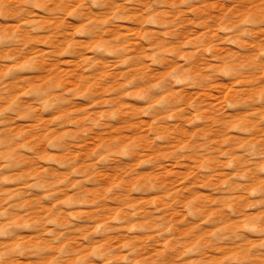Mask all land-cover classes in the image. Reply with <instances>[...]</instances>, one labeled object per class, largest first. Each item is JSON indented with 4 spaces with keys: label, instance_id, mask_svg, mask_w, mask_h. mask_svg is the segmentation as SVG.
Returning a JSON list of instances; mask_svg holds the SVG:
<instances>
[{
    "label": "rangeland",
    "instance_id": "rangeland-1",
    "mask_svg": "<svg viewBox=\"0 0 264 264\" xmlns=\"http://www.w3.org/2000/svg\"><path fill=\"white\" fill-rule=\"evenodd\" d=\"M23 7L0 4V78L8 89H0V110L8 109L0 116V202L21 204L16 214L37 222L20 230L17 242L34 254L17 264H101L93 253L108 248L111 264H264V250L257 251L264 246V71L246 70L231 83L207 75L217 66L231 71L230 58L253 61L264 51V33L237 40L224 20L234 9L219 0H160L154 15L143 0L67 12L57 0L49 16ZM97 20L107 22L103 40L128 53L93 52L100 38L78 34ZM153 44L179 56L155 58L167 72L150 62L134 71L159 79L183 65L196 76L173 92L179 111L162 122L125 103L128 94L114 99L125 56L147 58ZM50 83L69 104L50 108L52 116L32 103ZM115 143L121 147L111 151ZM126 152L134 162H120ZM161 216L171 224L162 236Z\"/></svg>",
    "mask_w": 264,
    "mask_h": 264
},
{
    "label": "clouds",
    "instance_id": "clouds-1",
    "mask_svg": "<svg viewBox=\"0 0 264 264\" xmlns=\"http://www.w3.org/2000/svg\"><path fill=\"white\" fill-rule=\"evenodd\" d=\"M57 0H20V3L24 6L22 11H26L27 15H33L32 10H36L41 15L49 16L54 14V9L49 7L50 4L56 3ZM160 0H143L144 12L148 15L155 14V7ZM183 2V0H181ZM226 7L234 9L231 14H226L224 20L226 23L231 24V34L237 40L244 42L250 39H258L259 35L264 33V0H219ZM3 0H0V4ZM59 5L62 6L64 12H67L74 5H79L81 9H97L101 10L102 5L110 3V0H58ZM125 3L130 7H135V0H125ZM118 18V17H117ZM75 19V18H74ZM77 23H83V19H76ZM35 24V21L32 22ZM105 21L97 20L95 22H89L84 25L79 36L87 38L100 39L97 45L93 47V52L103 51L106 48H113L115 51L122 53H128L129 49L126 45L117 46L116 40H103V32L105 28ZM37 28L33 27L32 31H36ZM264 46V45H262ZM246 51L245 49H240ZM110 58L115 59V57ZM179 56V50L175 55H170L164 51V48L159 44L152 45L151 56L145 58V56H133L126 55L124 64L121 66L122 70L125 71V76L122 82L118 85L116 91V97L125 96V103H131L136 107L143 108L144 111L140 115L145 118L151 119L156 117L158 122L165 120H171L174 118L175 112L179 111V99L173 96L174 91H178L182 88L188 87V81L195 79L196 76L188 75V69L184 68L183 65L177 68L176 72H169L167 75L159 79H153L147 71H134L137 64H143L150 62L154 71H165L169 65L165 63H157L156 57L163 59H170L176 61ZM231 59V71H225L223 68L217 66L211 69L208 76H219L222 77L225 82L231 83L234 79L240 78V76L246 71L251 69L256 73L264 71V51L258 52L255 59L249 63H241L237 59ZM187 59L184 60V64H187ZM178 76H184V80H178ZM3 79L0 78V89L7 92V86L3 84ZM199 79H205L204 74L199 75ZM56 89L55 84H48L42 88L41 94L35 97L32 103H35L38 108H42L44 113L48 116L55 114L53 111H49L50 108H56V110H63L69 106L68 103L64 102L65 93L63 90L59 91V94L54 93ZM4 97L0 95V99ZM68 100H72V96L68 95ZM95 99V97H93ZM264 100V95L258 98ZM92 101L89 99L79 98L76 100L78 104H89ZM247 103V101H244ZM47 105V107H45ZM117 105H112L114 111ZM231 107V105H230ZM8 109L0 110V116L4 114V111ZM112 121H115L113 116ZM2 123V121H0ZM195 123V121H193ZM159 139V137H156ZM129 146L133 151L138 150L140 145L136 141L129 140ZM121 147L120 143H115L111 146V151H118ZM135 156L131 152H126L121 156L123 163L134 162ZM110 159H112L110 157ZM105 167H113L115 163H109L108 160L101 162ZM48 175V174H45ZM132 176L128 177L131 182ZM58 181H52L50 187H55ZM54 193H50L53 195ZM5 205H7L5 207ZM22 205L19 203H9L7 200L0 202V264H17L21 257L27 255H33L31 248L27 246L22 240L17 242L20 237V230L34 227L36 221L32 220L31 217L21 216L16 214V210L21 208ZM11 210V211H10ZM31 221V222H30ZM47 223V221H44ZM157 227L160 231L157 235H163L164 232L171 230V224L164 216L159 218ZM107 230V229H105ZM216 237V233L212 234ZM102 238V237H101ZM91 243V241H90ZM264 250V246L257 251ZM63 251V250H61ZM114 254V250L108 248L102 252L93 253L98 259L101 260V264H104L105 259L108 260V264H111V257ZM241 259H252L248 257L246 253H243Z\"/></svg>",
    "mask_w": 264,
    "mask_h": 264
}]
</instances>
